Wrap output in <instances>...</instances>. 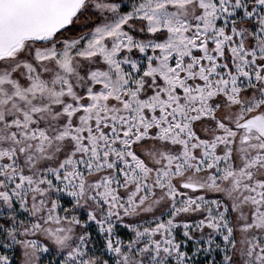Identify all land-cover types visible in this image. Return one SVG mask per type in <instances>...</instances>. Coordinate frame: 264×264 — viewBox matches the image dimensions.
I'll return each instance as SVG.
<instances>
[{
    "label": "rangeland",
    "instance_id": "1",
    "mask_svg": "<svg viewBox=\"0 0 264 264\" xmlns=\"http://www.w3.org/2000/svg\"><path fill=\"white\" fill-rule=\"evenodd\" d=\"M72 21L0 56V264H264V0Z\"/></svg>",
    "mask_w": 264,
    "mask_h": 264
},
{
    "label": "bare ground",
    "instance_id": "2",
    "mask_svg": "<svg viewBox=\"0 0 264 264\" xmlns=\"http://www.w3.org/2000/svg\"><path fill=\"white\" fill-rule=\"evenodd\" d=\"M50 1H55L60 7H75L82 2V0H32L27 8L19 12L17 10L13 18L4 22L5 24L0 23V56L15 45H19L23 38L38 40L52 29V20L55 17L54 12L50 10Z\"/></svg>",
    "mask_w": 264,
    "mask_h": 264
},
{
    "label": "water",
    "instance_id": "3",
    "mask_svg": "<svg viewBox=\"0 0 264 264\" xmlns=\"http://www.w3.org/2000/svg\"><path fill=\"white\" fill-rule=\"evenodd\" d=\"M30 2H32V0H0V23L5 24L4 22L13 18L17 12L27 8L30 5ZM50 4V10L54 12L55 17H53L54 20H52V29L46 33L47 35L45 34L36 41H47L51 39L58 30L67 26L81 3L75 7H60L55 1H50Z\"/></svg>",
    "mask_w": 264,
    "mask_h": 264
},
{
    "label": "crops",
    "instance_id": "4",
    "mask_svg": "<svg viewBox=\"0 0 264 264\" xmlns=\"http://www.w3.org/2000/svg\"><path fill=\"white\" fill-rule=\"evenodd\" d=\"M123 47H125L124 45H122ZM97 71H94V73H96ZM123 72H124V68H123ZM125 73V72H124ZM124 73L122 74V77H121V81H122V84H118L116 87H114L113 85H109L108 88L106 89V96H109V93H114V96L112 94H110V97H115V95H119V92H122V93H125L126 89L127 90H131L130 86H125V78H124ZM108 91V93H107ZM85 94L88 96L90 94L94 95L95 94V91L92 90V88L89 86L86 91H85ZM92 109H95V106L96 105H99V106H103L105 109H109L108 106L106 107V104H98L97 103V100H98V96H92ZM133 103V101H131ZM130 103L126 102L122 104V108L121 107V110H122V113L120 115L121 117V120L122 121H127V116L131 113L129 110H128V113L125 112V110L127 111V109H129V106L126 107V105H129ZM135 106V105H134ZM134 110V113H135V107L133 108ZM125 112V113H124ZM119 117V116H118ZM118 117H111L112 118V121H118ZM124 117V118H123ZM193 136H197L195 133L193 134ZM209 147L211 146L210 144H207ZM203 152H212V153H218V149L217 148H212V149H201ZM219 154V153H218ZM219 157V155H218Z\"/></svg>",
    "mask_w": 264,
    "mask_h": 264
},
{
    "label": "trees",
    "instance_id": "5",
    "mask_svg": "<svg viewBox=\"0 0 264 264\" xmlns=\"http://www.w3.org/2000/svg\"><path fill=\"white\" fill-rule=\"evenodd\" d=\"M242 21H245V22H248L247 20H242ZM88 27H77L75 26L74 22L72 21L71 23H69L67 26H65L64 28L58 30L53 39L56 38L57 36H64V37H78L82 34H84L85 32L88 31ZM149 36V34H148ZM4 221L2 219H0V223H3ZM19 253H15V256H16V260L14 261V264H19V261L17 259V256H18Z\"/></svg>",
    "mask_w": 264,
    "mask_h": 264
}]
</instances>
